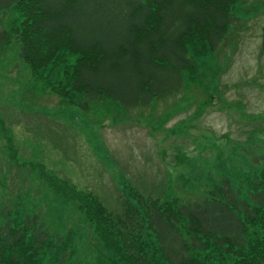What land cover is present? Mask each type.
<instances>
[{
  "label": "trees",
  "instance_id": "trees-1",
  "mask_svg": "<svg viewBox=\"0 0 264 264\" xmlns=\"http://www.w3.org/2000/svg\"><path fill=\"white\" fill-rule=\"evenodd\" d=\"M259 2L0 0V12L21 17L11 31L0 28V52L18 40L20 57L40 79L68 65L66 91L48 83L70 102L83 95L85 109L105 100L149 109L197 83L198 58L216 53L240 22L237 6L253 3L241 13L256 18L264 11ZM253 162L264 164V157ZM44 177L94 228L102 253L91 264H264V167L243 174L242 187L224 178L188 201L131 188L119 211L69 179ZM3 213L0 264H43L42 255L47 264H68L71 232L64 237L36 211L6 207Z\"/></svg>",
  "mask_w": 264,
  "mask_h": 264
},
{
  "label": "rangeland",
  "instance_id": "rangeland-1",
  "mask_svg": "<svg viewBox=\"0 0 264 264\" xmlns=\"http://www.w3.org/2000/svg\"><path fill=\"white\" fill-rule=\"evenodd\" d=\"M252 6L238 5L240 22L216 53L198 58V82L149 109L127 110L109 100L85 109L83 95L70 102L48 83L66 91L68 65L40 79L20 57L18 40L6 46L0 52V225L6 207L36 211L64 237L72 233L68 264H91L102 253L94 228L44 176L69 179L116 211L131 188L188 201L224 178L242 187L243 174L264 167L253 162L264 157V11L256 18L241 13ZM20 20L18 12H0V28L11 31ZM75 60L70 56L69 63ZM41 258L47 264L48 256Z\"/></svg>",
  "mask_w": 264,
  "mask_h": 264
},
{
  "label": "water",
  "instance_id": "water-1",
  "mask_svg": "<svg viewBox=\"0 0 264 264\" xmlns=\"http://www.w3.org/2000/svg\"><path fill=\"white\" fill-rule=\"evenodd\" d=\"M262 47L264 49V28H263V37H262Z\"/></svg>",
  "mask_w": 264,
  "mask_h": 264
}]
</instances>
